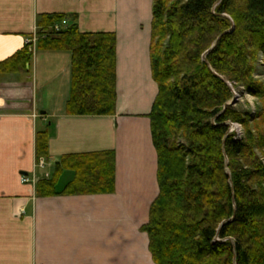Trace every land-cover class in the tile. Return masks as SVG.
<instances>
[{
  "label": "trees",
  "instance_id": "1",
  "mask_svg": "<svg viewBox=\"0 0 264 264\" xmlns=\"http://www.w3.org/2000/svg\"><path fill=\"white\" fill-rule=\"evenodd\" d=\"M63 18L38 16L34 48L71 53L66 114H114V33L81 32L75 23L53 29ZM30 54L27 42L0 62V72L23 67ZM259 54L264 69V0H153L149 59L157 94L148 117L158 193L140 229L155 264H264ZM229 84L260 100L253 114L234 106L220 113L232 96ZM228 120L242 125V138L228 132ZM46 140L45 130L35 132V161L47 156ZM62 170L73 178L56 192ZM34 190L40 197L112 193L114 151L63 154Z\"/></svg>",
  "mask_w": 264,
  "mask_h": 264
},
{
  "label": "crops",
  "instance_id": "2",
  "mask_svg": "<svg viewBox=\"0 0 264 264\" xmlns=\"http://www.w3.org/2000/svg\"><path fill=\"white\" fill-rule=\"evenodd\" d=\"M152 3L0 0V62L37 37L41 14L62 13L63 25L116 38L114 114H66L68 50H39L34 40L23 67L0 72V264H155L140 229L158 193L148 117L157 94ZM42 130L47 156L35 161L34 134ZM105 150L114 151L112 193L35 195V181L50 178L61 155ZM72 178L62 170L54 190Z\"/></svg>",
  "mask_w": 264,
  "mask_h": 264
},
{
  "label": "rangeland",
  "instance_id": "3",
  "mask_svg": "<svg viewBox=\"0 0 264 264\" xmlns=\"http://www.w3.org/2000/svg\"><path fill=\"white\" fill-rule=\"evenodd\" d=\"M254 77L257 80H260V81H262L264 83L263 58H262L261 54H259V57H258V60H257L256 71L254 72ZM230 85H232V84H230ZM233 91L236 94V100L230 106H234V108L238 109V110H245V111L247 110L251 114H253L255 112L256 106L260 104V100L258 98H256L255 96L250 95L249 93H247L243 89L242 86H237L235 88L233 87ZM231 92H232V90H231ZM232 98H233V95L231 96V98L227 102H229ZM230 123H235V124H238L240 126H242V125L239 122L229 121V120L226 121V124L228 125V132L233 133L237 138H242L243 134H244L243 127L242 128H234L233 130L230 131L229 130ZM66 178H67V176L62 177L61 179L62 180H66ZM58 186L59 185H57L56 187L58 188Z\"/></svg>",
  "mask_w": 264,
  "mask_h": 264
},
{
  "label": "water",
  "instance_id": "4",
  "mask_svg": "<svg viewBox=\"0 0 264 264\" xmlns=\"http://www.w3.org/2000/svg\"><path fill=\"white\" fill-rule=\"evenodd\" d=\"M232 29H233V25L230 27V29H229L228 31H231ZM228 31H227V32H228ZM213 45H214V44H213ZM213 45H212L209 49H207V50L202 54V59H203V60H206L205 55H206L207 52H209V51L211 50V48L213 47ZM229 88H230V90H232V92H233V98H232L229 102L225 103V105H224L223 109L220 111V113L225 109L226 106H230V105H232V104L235 102V100H236V95H235V93H234V91H233V87H232V85L229 84ZM225 164H227V161H225ZM227 174L229 175L228 172H227ZM223 223H224V221L221 222L220 226H221Z\"/></svg>",
  "mask_w": 264,
  "mask_h": 264
},
{
  "label": "built area",
  "instance_id": "5",
  "mask_svg": "<svg viewBox=\"0 0 264 264\" xmlns=\"http://www.w3.org/2000/svg\"><path fill=\"white\" fill-rule=\"evenodd\" d=\"M63 24H65V20H61V21H60V24H54V25H53V29H57V28L59 27V25H63ZM34 40H35V37H34V35H33V36L29 39L28 42L32 43V42H34ZM23 180H25V179H23Z\"/></svg>",
  "mask_w": 264,
  "mask_h": 264
},
{
  "label": "clouds",
  "instance_id": "6",
  "mask_svg": "<svg viewBox=\"0 0 264 264\" xmlns=\"http://www.w3.org/2000/svg\"><path fill=\"white\" fill-rule=\"evenodd\" d=\"M234 128H242V126L238 125V124H235V123H230V128L229 130H233Z\"/></svg>",
  "mask_w": 264,
  "mask_h": 264
},
{
  "label": "bare ground",
  "instance_id": "7",
  "mask_svg": "<svg viewBox=\"0 0 264 264\" xmlns=\"http://www.w3.org/2000/svg\"><path fill=\"white\" fill-rule=\"evenodd\" d=\"M232 95H233V93H232ZM236 95V94H235Z\"/></svg>",
  "mask_w": 264,
  "mask_h": 264
}]
</instances>
